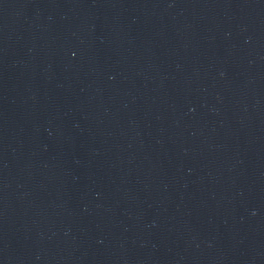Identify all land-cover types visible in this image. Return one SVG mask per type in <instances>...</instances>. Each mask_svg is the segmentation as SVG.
<instances>
[{
	"label": "water",
	"instance_id": "95a60500",
	"mask_svg": "<svg viewBox=\"0 0 264 264\" xmlns=\"http://www.w3.org/2000/svg\"><path fill=\"white\" fill-rule=\"evenodd\" d=\"M0 264H264V0H0Z\"/></svg>",
	"mask_w": 264,
	"mask_h": 264
}]
</instances>
